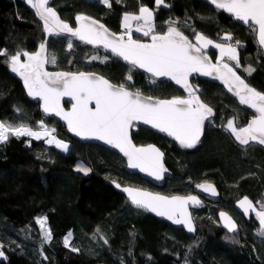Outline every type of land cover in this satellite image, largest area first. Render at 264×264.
<instances>
[{"label":"trees","instance_id":"16d2710c","mask_svg":"<svg viewBox=\"0 0 264 264\" xmlns=\"http://www.w3.org/2000/svg\"><path fill=\"white\" fill-rule=\"evenodd\" d=\"M110 3L111 8L98 0H51L61 19L73 26L75 15L84 13L118 33L123 12H138L144 4L154 10L157 30H165L164 22L171 18L178 20L190 38L193 27L214 40L231 31L241 41V64L255 69L250 76L242 70H238L239 74L252 87L264 91V54L255 35L223 10H216L203 0H165L167 7H157L155 0ZM133 38H142V34L133 33ZM41 42L46 43L49 54L57 57V64L46 65L48 71L96 72L115 84L123 82L128 72V65L100 47L74 40V47L69 50L67 34L46 39L42 22L26 0H0V48L9 54L18 47L35 51ZM207 52L215 62L217 51L208 48ZM106 54L111 58L103 64L87 59ZM6 59L0 55V120L23 121L35 127L37 121L44 119L49 127H55L59 138L68 141L70 151L63 152L29 137H10L0 143V248L4 251L0 264H264V236L258 234L256 218L246 220L233 207L241 195L254 202L264 201V145L250 141L249 145L239 146L220 127L221 113L224 123L238 116L241 125L252 113L218 80L201 75L191 78L193 85L204 90L203 99L216 113L214 122L206 125L202 142L194 149L183 150L163 134L143 126L133 127L131 136L135 143L153 142L164 151L172 176L156 186L129 173L124 158L114 151L80 142L59 120L43 114L38 99L27 95L23 82L8 68ZM146 77L135 69L133 81L128 82L131 90L139 88L145 95L161 98L183 94V89L162 79L154 87ZM17 107L21 112L15 111ZM77 158L90 165L88 178L72 170ZM105 180L167 194H187L192 192V185L209 180L217 187L220 199L192 209L195 231L190 233L132 206ZM220 208L236 218V232L229 234L220 227L216 219ZM40 215L47 218L50 241H42L35 222ZM69 232V247H65L64 237ZM101 234L107 244L99 238ZM73 247L78 251H72Z\"/></svg>","mask_w":264,"mask_h":264},{"label":"snow or ice","instance_id":"6c2138e0","mask_svg":"<svg viewBox=\"0 0 264 264\" xmlns=\"http://www.w3.org/2000/svg\"><path fill=\"white\" fill-rule=\"evenodd\" d=\"M105 7L111 8L110 0H98ZM117 3L120 0H116ZM216 10H223L230 17L246 25L255 35V40L264 49V0H206ZM42 22L46 39L51 36L67 34V48L74 47V40L94 48L102 47L111 57L127 63L128 72L124 81L112 83L104 75L84 71H48L47 64H57V57L49 54L46 43L41 42L35 51L17 48L14 54L0 48V55L5 56L8 68L20 78L27 95L38 98L43 114L59 117L67 130L77 137L96 139L117 149L126 158L127 167L138 169L156 180L163 179L167 168L164 165V153L155 144H137L133 142L130 129L140 124L148 125L159 133L166 134L181 148L191 149L201 140L205 123L214 122V108L203 99L204 90L193 85L190 78L194 74L212 77L231 93L240 105H246L254 114L243 125L238 116L223 122L221 113L220 127L238 142L239 146L257 142L264 145V91L252 87L238 70L248 76L255 69L242 65L238 46L241 41L235 39L231 31H226L219 39L213 40L193 27V37L181 30L178 20L164 22L165 30H157L154 10L141 4L138 12L124 11L120 20V32L111 31L100 20L84 13L75 15V26L61 19L51 0H26ZM157 7L165 0H155ZM187 26V25H186ZM142 34V38H133V33ZM211 46L217 51L215 62L209 57L207 49ZM109 55H93L89 61L107 62ZM71 63V61L69 62ZM142 69L154 87L162 83L159 78L166 77L183 89L182 95L161 98L145 95L141 89L131 90L128 82L133 81L134 70ZM68 97L70 108L62 103ZM17 113L20 108H15ZM10 137L19 139L29 137L43 140L46 145H54L63 152L70 151V145L56 135L55 127H49L44 119L32 126L26 122L11 123L0 120V143ZM30 143V141H26ZM76 170L87 175L92 169L83 162H77ZM112 183L127 194L128 200L137 208L166 217L174 224H182L188 232L195 231L193 219L188 211L189 205L201 206V200L195 195H164L135 186H122L117 181ZM212 196L216 195L213 185L205 182L196 185ZM254 206L247 196L237 201V205L247 216L255 213L259 221L258 234L264 236V201H256ZM221 222L229 232L238 229L237 223L228 213H219ZM36 224L40 228L42 241H50L52 234L47 227V218L37 216ZM97 233L100 229L97 228ZM71 232L64 237L65 247H69ZM105 244L104 235L99 236ZM228 237H226L227 239ZM236 242V241H233ZM72 251H78L72 248ZM43 255V252L41 253ZM0 257L4 252L0 250Z\"/></svg>","mask_w":264,"mask_h":264},{"label":"water","instance_id":"95a60500","mask_svg":"<svg viewBox=\"0 0 264 264\" xmlns=\"http://www.w3.org/2000/svg\"><path fill=\"white\" fill-rule=\"evenodd\" d=\"M204 2H206V0H203ZM207 3V2H206ZM209 4V3H208ZM222 11V10H221ZM238 22V21H237ZM238 23H241L242 25H244L242 22H238ZM100 48H102V47H100ZM103 49V48H102ZM261 49V48H260ZM103 50H105V49H103ZM106 51V50H105ZM261 51H262V54H264V49H261ZM109 54H111L110 53V51L108 52ZM121 60V59H120ZM123 61V60H122ZM213 62H214V60H212ZM124 62V61H123ZM126 65H127V63L126 62H124ZM137 70H140L141 72H143L144 73V71L142 70V69H137ZM84 72H88V71H84ZM98 74V73H97ZM146 74V73H145ZM101 75V74H100ZM147 75V74H146ZM194 75H199V74H194ZM193 75V76H194ZM192 78V77H191ZM191 78H190V80H191ZM159 79H162V80H166V81H168V82H170V83H172V84H174L175 85V83L174 82H172V81H169L166 77H164V78H159ZM113 83V82H112ZM115 84V83H114ZM118 84V83H117ZM175 86H177V87H179L180 88V86H178V85H175ZM134 91V90H133ZM38 99V98H37ZM69 100V98L68 97H64V98H62V103H64V102H67ZM245 106V108L246 109H249L246 105H244ZM66 108H70L71 107V104L69 103L67 106H65ZM250 111H251V116L254 114V112H253V110L252 109H249ZM47 116H50V117H52V118H56L57 120H59L60 121V123H61V125L64 127V128H66L67 129V126H66V124H64V122L63 121H61L60 119H59V117H56V116H54V114H49V115H47ZM251 116L248 118V119H250L251 118ZM207 123L208 122H206L205 123V128H206V125H207ZM140 127L141 126H143V127H146V128H148V129H150L151 130V127L150 126H148V125H143V124H140L139 125ZM132 129L133 128H131L130 129V135H131V131H132ZM153 131H155L156 133H158V134H161L162 135V133H159L157 130H154V129H152ZM68 131V130H67ZM69 132V131H68ZM204 132H205V130H204ZM203 132V134H202V136H201V140H200V142H198L193 148H191V149H187V148H182L183 150H192V149H194L197 145H199L201 142H202V140H203V137H204V135H205V133ZM69 134L73 137V138H77L80 142H82V143H94V144H99V145H101V146H103V147H105V148H107V149H110V150H112V151H114L115 153H117L119 156H121L122 158H124V161H125V168H126V170L129 172V173H135V174H138L141 178H145L146 180H148L149 182H151L153 185L155 184L156 186H161V185H163L164 183H165V179L166 178H169V177H171L172 176V172L170 171V169L166 166V164H165V156L163 157V160H164V165H165V167L167 168V172L166 173H164V175H163V179H161V180H156L154 177H150V176H148L146 173H142V172H140L138 169H131V168H128L127 167V161H126V158L125 157H123V155H122V153H119V151L117 150V149H114V148H112L111 146H109V145H106L103 141H99V140H96V139H85V138H81V137H77V136H75L73 133H71V132H69ZM164 136H166V134H163ZM167 137V136H166ZM168 139H170V140H172L170 137H167ZM133 139V138H132ZM173 141V140H172ZM133 142H134V140H133ZM173 142H175V141H173ZM135 143V142H134ZM176 143V142H175ZM141 144H147V143H141ZM152 144H155V143H153L152 142ZM156 145V144H155ZM176 145H178L177 143H176ZM53 146V145H52ZM157 147H159L158 145H156ZM179 146V145H178ZM180 147V146H179ZM160 148V147H159ZM161 149V148H160ZM161 151L164 153V151L161 149ZM77 162H83L84 164H86L88 167H90V165L89 164H87L84 160H82V159H80V158H77L76 159V161L73 163V165H72V170L73 171H75L76 173H78L79 171H77L76 170V167H75V165H76V163ZM91 172H92V170L87 174V175H85L84 173H82V172H79L83 177H85V178H88L89 176H90V174H91ZM112 181L113 180H105V182H107L110 186H112L113 188H114V190H116V191H118L119 193H121V194H123V196L125 197V199L127 200V201H129L128 200V198H127V194L126 193H124L123 191H122V189H118V188H116L115 187V185L112 183ZM205 182H207V183H209V184H211V185H213L214 187H215V189H216V195L215 196H212L210 193H206V192H204L202 189H198L197 187H196V185L198 184V183H205ZM197 184H194V185H192V192H190V193H187V194H178V193H176V194H167V193H163V192H160V191H158V190H151V189H148V188H144L143 187V189H147L148 191H152V192H159V193H161V194H164V195H181V196H185V195H189V194H191V195H195V196H197L200 200H201V202H202V204H201V206H199V207H194V206H191V205H189V208H188V211L190 212V214H191V216H192V209H200L201 207H203L204 205H205V202L206 201H211V202H213V203H216V202H218L219 201V199H220V197H219V191H218V189H217V187L214 185V183L213 182H211V181H202V182H198ZM122 186H135V185H128V184H121ZM135 187H138V186H135ZM141 188V187H140ZM244 196H247V195H241V197H239V198H237L236 200H234V202H233V207H234V209L240 214V216L241 217H244L246 220H249L251 217H255L256 218V216H255V213L254 212H252L251 210H250V212H249V214L247 215V216H245L244 215V213H243V211L239 208V206L237 205V201L238 200H240V199H242ZM250 200H251V198L249 197V196H247ZM251 201H253V200H251ZM129 203L131 204V202L129 201ZM253 203H254V206L256 207V208H259V206H257L256 205V203L253 201ZM132 205V204H131ZM133 206V205H132ZM140 209H142V208H140ZM142 210H144V209H142ZM146 211V210H145ZM221 211H224V212H226V213H228V215L229 216H231L232 218H233V220L237 223V225H238V222H237V220H236V218H234L227 210H225L224 208H220V209H218L217 210V212H216V219H218V223H219V225H220V227H222V229H224L225 231H227V233H229V234H232L233 232H229L225 227H224V224L221 222V218H220V216H219V213L221 212ZM151 216H153L154 218L156 217L157 219H159L160 221H164V222H168V223H170L172 226H174L175 228H182L184 231H187V229L186 228H184V226L182 225V224H180V225H177V224H174L172 221H170V220H168L166 217H160V216H157L155 213H153V212H150V211H147ZM193 219V218H192ZM256 222H257V224L259 225V221H258V219L256 218ZM193 224H194V228H195V222H194V220H193ZM238 230V229H237ZM236 230V231H237ZM236 231H234V232H236ZM188 232V231H187ZM194 232V231H193ZM193 232H190V233H193Z\"/></svg>","mask_w":264,"mask_h":264},{"label":"rangeland","instance_id":"374dc122","mask_svg":"<svg viewBox=\"0 0 264 264\" xmlns=\"http://www.w3.org/2000/svg\"><path fill=\"white\" fill-rule=\"evenodd\" d=\"M135 33V32H134ZM140 34V33H139ZM214 40V39H213ZM209 48H212L211 46H209ZM56 135H57V133H56ZM59 138V137H58ZM61 139V138H60ZM66 141V140H65ZM66 142H68V141H66ZM54 147V146H53ZM60 150V149H59ZM40 216H42V215H40ZM0 250H1V248H0ZM3 251V250H2ZM4 252V251H3ZM1 258V257H0Z\"/></svg>","mask_w":264,"mask_h":264},{"label":"bare ground","instance_id":"6f19581e","mask_svg":"<svg viewBox=\"0 0 264 264\" xmlns=\"http://www.w3.org/2000/svg\"><path fill=\"white\" fill-rule=\"evenodd\" d=\"M54 146V145H53ZM55 147V146H54Z\"/></svg>","mask_w":264,"mask_h":264},{"label":"built area","instance_id":"2783aa9c","mask_svg":"<svg viewBox=\"0 0 264 264\" xmlns=\"http://www.w3.org/2000/svg\"><path fill=\"white\" fill-rule=\"evenodd\" d=\"M121 31V30H120Z\"/></svg>","mask_w":264,"mask_h":264}]
</instances>
